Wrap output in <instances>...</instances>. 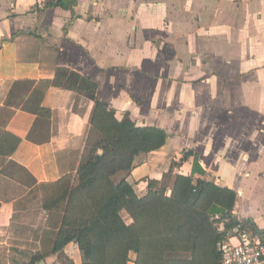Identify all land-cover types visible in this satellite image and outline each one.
Instances as JSON below:
<instances>
[{
  "label": "crops",
  "instance_id": "crops-1",
  "mask_svg": "<svg viewBox=\"0 0 264 264\" xmlns=\"http://www.w3.org/2000/svg\"><path fill=\"white\" fill-rule=\"evenodd\" d=\"M48 1L0 0V132L20 138L0 154V264L41 250L46 212L21 233L12 215L81 160L94 102L54 85L62 66L94 81L117 118L168 134L115 181L142 196L172 161L173 173H190L180 158L193 149L206 177L235 191L237 218L264 230V0ZM43 260L81 264V255L70 243Z\"/></svg>",
  "mask_w": 264,
  "mask_h": 264
},
{
  "label": "trees",
  "instance_id": "trees-1",
  "mask_svg": "<svg viewBox=\"0 0 264 264\" xmlns=\"http://www.w3.org/2000/svg\"><path fill=\"white\" fill-rule=\"evenodd\" d=\"M57 5L59 0L45 4ZM54 85L94 102L89 129L75 174L38 184L19 211L15 209L12 231L20 233L29 227L25 217H30V224L40 210L46 214L39 235L41 250L28 262L11 264H35L62 253L70 243L76 244L81 264H128L132 253L133 264H217L218 245L235 228H249L264 236L254 222L237 218L235 191L207 178L193 149L180 158L190 162V173H173L177 163L172 161L161 180L146 179L147 191L142 196L126 177L115 181L116 174L132 170L138 154L161 148L167 132L138 125L128 115L117 118L115 109L96 96L97 84L65 66L57 69ZM37 114L50 117L51 111L39 107ZM19 141L9 132H0V154L11 155Z\"/></svg>",
  "mask_w": 264,
  "mask_h": 264
},
{
  "label": "built area",
  "instance_id": "built-area-1",
  "mask_svg": "<svg viewBox=\"0 0 264 264\" xmlns=\"http://www.w3.org/2000/svg\"><path fill=\"white\" fill-rule=\"evenodd\" d=\"M218 251L217 264H264V236L249 228H235L219 243Z\"/></svg>",
  "mask_w": 264,
  "mask_h": 264
},
{
  "label": "rangeland",
  "instance_id": "rangeland-1",
  "mask_svg": "<svg viewBox=\"0 0 264 264\" xmlns=\"http://www.w3.org/2000/svg\"><path fill=\"white\" fill-rule=\"evenodd\" d=\"M122 216H123V218H124V220L126 221V222H128L129 220H130V218H129V216L126 214V212H122ZM45 218V217H44ZM25 222L27 221L28 223H29V221H30V217H25V219H23ZM28 223H25V224H27L28 225ZM27 228V227H26ZM70 250V249H69ZM73 252L72 251H70V254H72ZM131 257H132V255L130 256V260H131ZM60 259L61 260H65L66 259V256H64V254H61L60 255ZM128 264H131V262L129 261L128 262Z\"/></svg>",
  "mask_w": 264,
  "mask_h": 264
},
{
  "label": "water",
  "instance_id": "water-1",
  "mask_svg": "<svg viewBox=\"0 0 264 264\" xmlns=\"http://www.w3.org/2000/svg\"><path fill=\"white\" fill-rule=\"evenodd\" d=\"M101 152V151H100ZM35 264H44V260L40 259L39 261H37Z\"/></svg>",
  "mask_w": 264,
  "mask_h": 264
}]
</instances>
